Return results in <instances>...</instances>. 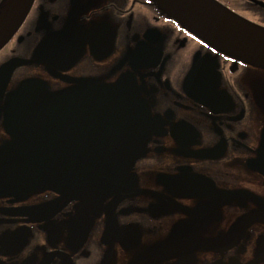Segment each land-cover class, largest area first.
Instances as JSON below:
<instances>
[{
	"label": "flooded vegetation",
	"instance_id": "af4514ba",
	"mask_svg": "<svg viewBox=\"0 0 264 264\" xmlns=\"http://www.w3.org/2000/svg\"><path fill=\"white\" fill-rule=\"evenodd\" d=\"M0 264H264V68L153 0H33L0 49Z\"/></svg>",
	"mask_w": 264,
	"mask_h": 264
},
{
	"label": "water",
	"instance_id": "95a60500",
	"mask_svg": "<svg viewBox=\"0 0 264 264\" xmlns=\"http://www.w3.org/2000/svg\"><path fill=\"white\" fill-rule=\"evenodd\" d=\"M205 41L237 59L264 68V28L214 0H153ZM33 0H4L0 5V49L25 19Z\"/></svg>",
	"mask_w": 264,
	"mask_h": 264
}]
</instances>
